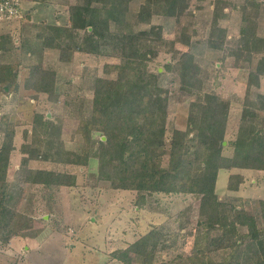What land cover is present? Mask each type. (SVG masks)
Returning <instances> with one entry per match:
<instances>
[{"label": "trees", "instance_id": "16d2710c", "mask_svg": "<svg viewBox=\"0 0 264 264\" xmlns=\"http://www.w3.org/2000/svg\"><path fill=\"white\" fill-rule=\"evenodd\" d=\"M153 1L162 6L161 15L178 22L191 5L190 0H145V12H138L136 16L143 21L149 18L147 24L152 15L158 13L152 9ZM131 2L85 0L71 5L69 10L72 29L85 30L78 46L83 51L96 54L112 34L121 33L123 37L121 61L114 64L116 75L95 80L90 109L80 118L76 133L81 139V150L68 149L61 137L60 125L36 112L33 117L38 125L32 129L31 141L21 145L23 178L10 182L8 172L15 149L14 118L11 114L1 115L0 240L8 242L17 235L35 237L41 233V229L32 227L35 218L21 210L30 185L49 188L77 184V175L73 172L32 167L30 162L44 160L89 166L91 154L84 151L87 146L97 154L98 179L109 181L112 187L136 192L138 206L152 204L151 197L156 192L192 194L199 201L195 228L182 233L183 223L172 233L152 228L128 245L112 251V257L121 264H264V199L254 203L246 200L245 204L236 205L221 200L216 191L218 172L222 168L264 170V94L259 92L252 97V89L260 86L261 76H264V61L258 60L249 73L248 95L237 136L232 142V155L222 152L230 107L210 92L199 94L191 103L186 129H174L167 147L168 98L160 94L162 88L158 79L154 80L156 75L148 69V52L145 51L153 41L151 36L155 35L153 24L135 34L130 27ZM219 17L220 10L214 13L209 33L212 47H222L227 39L226 28L218 26ZM242 21L240 36L231 50L236 64L241 60L252 62L259 44L263 45L264 52V37L256 32L257 22L246 11L242 13ZM35 26L37 31L21 46L26 53L42 54L44 47H54V34L71 28L46 26L42 30ZM183 34V43L190 45V36ZM0 36V50H8L12 38L9 34ZM156 37L155 41H164L161 34ZM193 61L188 51L183 53L178 70L184 88L196 84L197 66ZM34 63L32 61L31 73L24 81V89L35 95L53 94L56 71L42 62ZM20 85L16 64L0 63V91L19 92ZM96 133L99 136L96 137ZM242 181L241 175L232 174L228 189L238 190ZM12 199L17 203L11 204ZM184 214L188 215L185 211L178 214V221H182ZM189 238L193 239L194 248L185 254V241ZM180 239L183 241L180 250L168 260H159L164 249L160 242L167 248L169 241L172 246H178ZM212 250H220L222 258L214 259L209 254Z\"/></svg>", "mask_w": 264, "mask_h": 264}, {"label": "rangeland", "instance_id": "374dc122", "mask_svg": "<svg viewBox=\"0 0 264 264\" xmlns=\"http://www.w3.org/2000/svg\"><path fill=\"white\" fill-rule=\"evenodd\" d=\"M31 1L22 0V18L17 22L0 23V35L9 34L12 38L10 48L0 50V63L16 64L21 84L19 92L0 91V117L11 114L15 126V149L8 172L10 182L23 178L21 145L31 141L32 129L38 125L33 117L36 112L60 125L61 137L68 149L81 150V139L76 131L81 116L90 109L95 80L115 76L114 64L119 63L122 57L121 33L112 34L96 54L78 48L85 30L72 29L69 10L71 5L84 3L85 0ZM144 4L145 0H132L130 27L135 34H140L142 29L153 24L155 35L151 36L153 41L145 51L148 52V69L156 75L154 80L158 79L162 88L160 94L168 98L166 146L169 147L174 129H186L191 103L197 100L199 94L210 92L230 107L222 152L232 155V142L237 136L248 95L249 73L258 60L264 61V52L263 45L259 44L252 62L241 60L236 64V56L231 54V50L240 36L244 11L249 12L257 22L256 32L264 37V0H190L191 5L183 14L185 16L180 17V22L161 15L162 6L154 3L152 9L158 13L152 15L148 24L149 18L143 21L136 16L138 12H145ZM217 9L220 10L218 26L227 30L226 43L222 47H212L209 41ZM35 25L42 30L46 26L71 28L62 34H54V47H44L42 54L26 53L21 46L37 31ZM183 32L187 38L190 36V45L183 43ZM160 34L164 41H155ZM187 51L197 66L196 84L189 89L182 87L178 70L183 53ZM25 55L32 58L34 64L42 62L56 71L53 94L35 95L24 89L32 63ZM259 92L264 94V76H261L260 86L252 89V97ZM84 151L91 154L89 166L44 160L30 162L32 167L73 172L77 175V184L49 188L33 184L27 188L21 210L35 218L32 227L41 229V233L35 237L17 235L8 242L0 240V264H121L112 257V251L128 245L152 228L165 233L177 231L180 223H183L181 233L195 228L199 208L195 196L156 192L150 196L152 204L138 206L135 203L136 192L112 187L109 181L98 179L97 154L87 146ZM232 174L243 177L236 191L228 189ZM216 191L221 200L236 205L245 204L246 200L254 203L264 199V170L222 168L218 172ZM15 202L16 199L11 200V204ZM184 211L188 215L184 214L186 216L181 218L182 221H178V214ZM171 243L169 241L170 245L166 248V244L160 242L164 249L159 260H168L176 254L183 241L180 239L178 246ZM185 243V254H188L192 252L193 239L189 238ZM209 254L216 260L223 256L220 250H212Z\"/></svg>", "mask_w": 264, "mask_h": 264}, {"label": "built area", "instance_id": "2783aa9c", "mask_svg": "<svg viewBox=\"0 0 264 264\" xmlns=\"http://www.w3.org/2000/svg\"><path fill=\"white\" fill-rule=\"evenodd\" d=\"M22 6V0H0V23L21 19Z\"/></svg>", "mask_w": 264, "mask_h": 264}, {"label": "crops", "instance_id": "0c3cea01", "mask_svg": "<svg viewBox=\"0 0 264 264\" xmlns=\"http://www.w3.org/2000/svg\"><path fill=\"white\" fill-rule=\"evenodd\" d=\"M32 3H34V1H31Z\"/></svg>", "mask_w": 264, "mask_h": 264}]
</instances>
